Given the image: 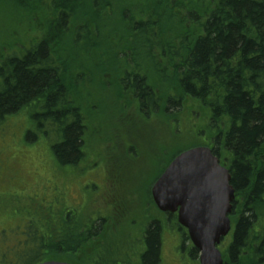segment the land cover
I'll use <instances>...</instances> for the list:
<instances>
[{"label": "trees", "instance_id": "1", "mask_svg": "<svg viewBox=\"0 0 264 264\" xmlns=\"http://www.w3.org/2000/svg\"><path fill=\"white\" fill-rule=\"evenodd\" d=\"M15 1L18 18L0 15V134L7 126L15 129L31 122L26 140L31 141L32 132L35 138L41 136L57 166L47 165L54 168L44 176L52 197L35 209L37 222L26 223L28 246L18 250L13 244L5 253L0 250V264L160 263L157 222L146 228L145 248L136 256L130 245L125 252H115L109 247V219L104 226L85 229L89 215L81 209L77 219L62 180L69 168L81 163L83 167L89 159L84 143L93 130L88 122L96 127L100 119V113L90 109L92 98L104 97L121 83L112 119L126 124L139 115V128L130 130L135 138L155 139L149 124L159 128L177 123L187 99L195 115L196 107L205 113V123L194 130L199 140L194 144H207L228 163L236 193L234 229L223 264H264V229L258 225L264 216V0ZM3 4L7 0H0V9ZM90 42L100 45L101 53L86 48ZM75 51L94 74L95 88L82 73H73ZM107 57L116 67L100 73L98 64ZM97 136L105 141L102 149L113 141H107L106 133ZM159 144L152 153L155 162L164 153ZM96 155L94 164L100 156ZM144 199L139 197L141 206ZM6 218L12 226L9 215ZM38 225L46 227L47 242ZM176 229L182 235L180 249L195 261L198 252L184 231Z\"/></svg>", "mask_w": 264, "mask_h": 264}, {"label": "rangeland", "instance_id": "2", "mask_svg": "<svg viewBox=\"0 0 264 264\" xmlns=\"http://www.w3.org/2000/svg\"><path fill=\"white\" fill-rule=\"evenodd\" d=\"M17 7L18 3L15 0H7V4H3L0 9L1 17L8 18V20L18 18ZM156 30L158 29L156 28ZM0 43H2L1 33ZM77 46L79 47V43H77ZM86 48L100 50L101 53V46L97 43L90 42L86 45ZM88 57L92 58L91 56ZM94 57L93 68L95 69L97 56ZM61 58L64 59L62 53ZM71 58L73 59V73L76 75L82 73L84 80L87 78L86 82L92 84V89L95 88L96 79L94 74L91 73L89 67L87 68L82 64L85 59L79 56L76 57V51L71 54ZM99 61H103L98 64L97 69L101 71L100 73L108 72L116 67L114 62L109 61V57L102 61L99 59ZM166 85L169 86L168 83ZM122 87L121 83L119 87L109 88V93L107 92L109 95L106 93L100 99L92 98L90 109L95 112L98 111L100 119L96 127L95 124L88 122L89 129L93 130L84 143V147L89 152V159L83 167H81V163L78 166L69 168L68 173L62 175V180L66 182L65 185L67 186V196L71 201L74 200V204L71 203V208L78 212L77 219L81 218L82 210L87 213L92 212L97 205L95 203L97 201L96 197L109 187L110 170L118 179L116 182L117 187L129 200L131 216L127 223L129 229L133 231L130 238V251L133 255L136 256L143 247L141 235L140 233L136 235L135 231L139 232L138 226L145 219L144 223L155 218L162 225L159 264H198L197 259L192 260L190 256L188 257L187 252L180 249L181 233L177 232V226L174 225L173 219L157 211L151 200L149 190L152 182L175 154L196 143L195 141H199L198 136H194V130H198L205 123V113L196 107L197 114L195 115L192 102L187 99V102L182 103V112L179 114L181 116L177 123L159 128L154 124H149L147 125L149 133L156 135V138H135V136H131L130 130L137 131L139 128L141 124L139 115L126 124L123 120L112 119L114 117L115 98L118 97L117 94ZM194 116H197V119ZM187 119L190 120H188L189 123ZM13 128L7 126L1 130L0 134V234L2 233L1 230H6L5 236L0 237V250L4 253L13 244L17 246L18 250H22L27 245L26 223L28 220L37 222L38 213L35 209L43 205L45 199L52 197V194H48L44 176L53 171L54 168L47 165L52 163L53 166H57L50 150H48V145L41 136L36 135L35 138L34 132H32L31 141L26 140V131L33 129L31 122H23L15 128L18 130L17 138L13 136L16 133ZM103 129H105V132H103ZM102 133H106L108 142L110 138L113 140L107 149H102L105 147V141L102 140L101 136L95 137ZM159 143H163L164 155L160 154L159 160L157 161L156 158L155 162L153 157H156V155L152 153ZM131 147H134V152H129L132 150ZM101 151L104 154L101 153L99 157L97 156L98 162L94 164L96 162L95 154H99ZM89 165L92 166L89 167ZM57 173L59 179H61L60 171H57ZM76 193L77 199L75 200ZM140 196L145 198V207L141 206ZM28 199H30L29 204H27ZM99 205L104 206L103 203ZM54 206L49 205L52 208H55ZM6 215H9V219H12V226H8L9 223H6L8 220ZM259 223L260 229H264V216L259 218ZM38 226L40 231L44 230L43 235L47 242L49 235L45 229L46 227ZM230 236L231 233L225 242L221 243L220 250L221 248L222 251L224 250ZM113 240L118 244L115 246V252L128 250L126 242H129V240L125 235L119 239L117 237L116 239L113 238ZM98 251L97 249L96 252ZM133 263H136V261Z\"/></svg>", "mask_w": 264, "mask_h": 264}, {"label": "water", "instance_id": "3", "mask_svg": "<svg viewBox=\"0 0 264 264\" xmlns=\"http://www.w3.org/2000/svg\"><path fill=\"white\" fill-rule=\"evenodd\" d=\"M151 196L159 211L177 215L199 253V264H223L218 246L231 230L228 215L235 190L229 170L211 149L195 147L178 154L152 186Z\"/></svg>", "mask_w": 264, "mask_h": 264}, {"label": "flooded vegetation", "instance_id": "4", "mask_svg": "<svg viewBox=\"0 0 264 264\" xmlns=\"http://www.w3.org/2000/svg\"><path fill=\"white\" fill-rule=\"evenodd\" d=\"M99 155L100 154H97L96 156H99ZM91 166L92 165H89V167ZM81 173H84V172H81ZM108 178H109V187L106 188L105 191H103L98 197H96L99 203L95 201L97 205L96 207H94V210L92 212L88 213L89 215L87 216L88 223L84 225V228L86 229V227H88L90 230V229H94L99 224L101 226H104V222H108V219H109V236H113L114 239H116V237L117 239H119L125 235L129 240V242H126L127 243L126 247L129 249L130 247L129 245L131 243L130 238L133 234V231L132 229H129V225L127 223L129 221V217L131 216V209L128 204V198L121 191V189L117 187L116 182L118 179L115 177V174L111 172L110 170H109ZM45 182H46L47 187H49L50 186L49 181L45 179ZM100 203H103L104 206L99 205ZM165 215H167L168 217L176 218V215H171V214H165ZM144 221L142 222L140 226H138L139 232L135 231L136 235H138L139 233L141 235L143 248H145L144 237L146 234V228L151 223L157 222L160 228V232L162 231L161 230L162 225L158 219L152 218V220L147 221L145 223ZM110 242L112 243L109 244V247L111 246L112 248H115V246L118 245L116 242H113V239Z\"/></svg>", "mask_w": 264, "mask_h": 264}]
</instances>
